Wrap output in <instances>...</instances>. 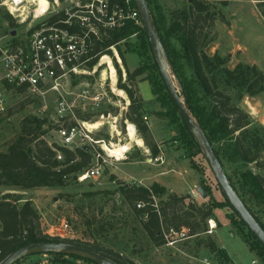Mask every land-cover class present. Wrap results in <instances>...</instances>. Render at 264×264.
<instances>
[{
    "label": "rangeland",
    "instance_id": "obj_1",
    "mask_svg": "<svg viewBox=\"0 0 264 264\" xmlns=\"http://www.w3.org/2000/svg\"><path fill=\"white\" fill-rule=\"evenodd\" d=\"M27 1L26 4H34L33 0ZM185 1L159 0V4L163 7L166 16L171 18L173 12L184 8ZM206 1L213 5L216 19L212 26L208 25L206 28L202 49L210 56H213L216 51L221 56L230 59L227 64L219 65V69L225 66L234 68L239 62H247L258 64L264 70V17L257 7V1L232 0L226 6L218 0ZM31 8L33 9L34 6ZM132 8L139 10L138 4H132ZM31 19L32 15H30L28 22ZM141 28L143 29V27ZM144 40L146 41L148 38L143 29L142 32L134 34L118 46L111 47L114 56L112 57L115 58L114 60L119 64L122 71V82H127V72L119 53H124L127 66L130 71H133L139 65V57L136 53ZM147 54L149 62L157 64L159 70L153 66L148 69L146 74L154 72L162 90L158 97L153 94L152 86L148 81H139L138 86L142 97L152 95L153 99L144 104L143 110L145 115L149 117L153 135L159 137V142H154L149 133L142 135L138 132L139 139L136 143L132 142L127 158L121 161L108 159V162L102 167L103 173L99 178H88L80 182L73 176L68 178L62 186L32 188L25 191L26 194L19 195L24 199L33 200L32 202L40 215L43 230H48L54 226L52 230L56 231L62 226L61 223L67 222L70 227L68 238L113 249L123 256L139 259L141 264H200V259L205 256H211L214 264H221L212 255L210 249L205 246L211 241L216 246L223 248L235 264H264V256L262 259L251 251L244 242L242 233L254 240L253 235L241 222L233 205L221 190L211 160L191 131L198 144L194 148V152L200 149L202 154H194L191 158L186 157L187 150L181 143L184 123L180 114L175 111L170 99L162 78L157 55L153 49H148ZM115 65L114 61L116 71L114 80L108 67L104 65L98 67L91 75H71L67 79H63L62 93L70 100H75L73 104L75 105L76 117H87L92 123L103 122L101 130L93 132L95 139L103 138L107 142L111 139L112 142L119 143L117 135L111 137L108 133L113 125L112 118H107L106 115L104 119L100 117L102 113L111 112V115H117L118 118H121L122 114L124 120V114L128 110L129 103L126 101L128 96L118 86L119 73ZM169 73L173 78L171 70ZM174 83L178 91L181 92L176 80ZM221 86L223 85L221 84ZM84 88L89 89L90 97L97 92L105 93L106 97L100 105H96L89 97L82 98L79 96ZM119 91H122L123 94H120ZM56 100L57 94L52 93L48 94L46 98L30 96L29 94L17 96L14 100L12 113L0 119V151H5L12 139L20 133L22 119L30 114L47 117L53 126L56 124L63 125L61 115L56 109ZM261 100L264 107V96ZM21 104L23 105L21 106ZM72 120L70 118L64 125L72 122ZM123 120L120 119L118 122V130L125 137ZM57 129H52L45 136L48 143L60 142ZM106 131L107 133H105ZM262 143L264 149V134H262ZM154 144L161 146L162 162L155 161V156L150 152L149 146ZM91 152L93 153V149ZM101 152L104 153L102 150ZM92 161V165H94L95 160ZM222 162L224 172L232 180V187H234L235 192L245 200L246 205L252 209L255 219L264 226V207L258 203L252 194L247 192L242 179V174L248 171L264 175V150L261 153L260 164L262 168L260 169L255 164L230 163L225 159H222ZM193 165L201 169L197 171ZM132 183L146 187L157 183L158 186L164 187L165 190H161L163 192L156 199L157 203L160 198L166 199L171 194L187 195L194 192L196 193L195 197L190 194L192 204L205 206L210 197L217 204L212 217L216 221V229L212 234L204 232L199 238L196 235L192 236L190 230L189 235L191 237L179 241L175 247L155 245L143 228L146 215L137 214L134 208L127 204L117 192L120 185ZM196 185L202 186L207 191L208 197L206 199H203L197 192ZM0 190L3 191L4 187H1ZM189 202L188 199L186 204L188 205ZM172 226L174 227V225ZM201 240L204 241L203 244H199ZM44 254L49 255V252L31 253L17 259L12 264H33L42 260ZM49 257L52 256L49 255ZM65 259L71 264H98L78 254ZM222 264L233 263L230 260Z\"/></svg>",
    "mask_w": 264,
    "mask_h": 264
},
{
    "label": "trees",
    "instance_id": "obj_2",
    "mask_svg": "<svg viewBox=\"0 0 264 264\" xmlns=\"http://www.w3.org/2000/svg\"><path fill=\"white\" fill-rule=\"evenodd\" d=\"M123 1L118 0L120 4ZM218 1L226 6L232 0ZM256 1L264 17V0ZM133 3L136 4L134 1ZM147 3L154 26L164 43L169 64L184 90L189 111L197 119L222 166V159H225L230 163L255 164L259 169L262 168L260 159L264 150L262 148L264 127L254 123L250 115L238 105V101L245 95L256 96L264 91L263 71L255 65L243 62H239L234 68L225 66L219 69V65L227 64L230 59L218 54L210 56L202 49L206 28L208 25L212 26L216 19L213 5L206 0H186L184 8L173 12L171 18L164 13L159 0H147ZM5 18L9 20L11 26H15L10 14H5ZM141 27H143L141 20L140 23L129 20L124 26L102 34L99 39L94 38L93 54L97 55L89 62V67L95 66L102 55L113 56L111 47H116L134 34L142 32L144 27L143 29ZM145 36L148 40H144L137 49L139 65L133 71L128 68L124 53H119L127 72V82H122V71L114 60L119 73L118 86L126 92L129 99L128 110L124 117L134 123L142 135L149 133V126L143 110L145 101L138 82L148 81L152 86L153 94L158 97L162 90L156 74L154 72L146 74L149 68L154 66L159 70V67L149 62L147 53L152 46L146 32ZM165 86L167 88L166 83ZM169 96L175 111L178 112L170 93ZM11 113L12 110L9 115ZM83 119L89 118L83 117ZM58 127V124L53 126L47 117L34 114L22 119L20 133L8 144L6 152L0 151V186H16L21 189L59 187L64 185L68 178L73 176L77 178L78 174L91 166L93 153L89 147L80 146L70 149L56 142L49 144L46 141L45 136L48 132ZM181 143L187 150L186 157L202 154L200 149L194 152L198 144L185 123ZM149 149L153 156H157L160 152L157 144L149 146ZM58 152H61L62 160L57 159ZM193 166L197 171L201 169ZM227 177L233 186L232 180L228 175ZM242 179L247 192L264 207V175L248 171L242 174ZM161 190L165 188L158 186L157 183L150 187L132 183L117 188V192L137 214L146 215L143 228L155 245H165V240L160 234L162 226L174 225L179 229L184 226L189 227L192 236L201 237L207 231V221L214 216L213 211L217 208V204L209 197L205 206H196L192 204L189 194L176 193L166 199L160 198L157 203L156 199L163 192ZM23 199L19 194L0 193V263L22 246L36 242H52L81 245L118 264H138L133 259L98 244L49 236L42 228L40 215L33 202L22 201ZM188 199L190 202L187 205ZM241 199L246 205L245 200L242 197ZM138 204L142 206L138 207ZM183 205L187 206L182 207ZM247 208L253 215L252 209L248 206ZM241 222L245 225L242 220ZM250 232L252 233L251 230ZM252 235L254 240L243 233L241 236L248 248L263 259L264 246L253 233ZM203 243V240L199 241V244ZM205 246L210 249L219 263L230 261L226 251L216 246L214 242L211 241ZM49 255L52 256L51 260L55 264H71L65 258L74 257L75 254L49 252Z\"/></svg>",
    "mask_w": 264,
    "mask_h": 264
},
{
    "label": "built area",
    "instance_id": "obj_3",
    "mask_svg": "<svg viewBox=\"0 0 264 264\" xmlns=\"http://www.w3.org/2000/svg\"><path fill=\"white\" fill-rule=\"evenodd\" d=\"M21 1L0 0V119L9 116L17 96L29 94L46 98L50 93L57 94L56 109L63 125L57 129L60 142L56 143L70 149L80 146L93 149L92 160H95V164L78 174L77 179L80 182L88 178L97 179L102 175V167L108 159L121 161L127 158L133 142L129 135V124L134 126L136 136H139L137 126L127 119L123 120L122 114L118 118L111 112L102 113L101 118H112L113 125L109 133L111 137L117 135L119 143L95 139L93 132L100 131L103 122L92 123L90 119L76 117L75 100H70L62 93V80L71 75H91L100 66L108 67V64L98 65L104 55L92 68L88 65L97 55L93 54L94 38L99 39L102 34L124 26L129 20L140 23V10L132 8L133 1L137 4V0H124L122 4L118 0H47L46 6H40L38 1H33L34 4H26L27 0ZM7 13L14 19L15 26H11L5 18ZM30 15L32 19L28 22ZM109 57L114 66V58ZM88 92L89 89L84 88L79 96L89 97L96 105H100L106 97L103 92L90 97ZM70 118L74 124L69 122L64 125ZM120 119L124 121L127 139L118 130ZM97 141L110 146L113 143L128 145L129 148L120 156L113 155L104 147L95 146ZM57 159H63L61 152H58ZM154 160L163 161L161 156ZM141 206L138 204V207ZM61 225L56 231L51 226L44 232L51 237L68 238L69 224L64 222ZM216 227V221L208 219L206 232L212 234ZM189 232L190 228L185 226L180 229L162 226L160 234L166 246L175 247L179 241L191 237ZM36 264L55 263L48 254H44ZM200 264H214V261L211 256H205L200 259Z\"/></svg>",
    "mask_w": 264,
    "mask_h": 264
},
{
    "label": "water",
    "instance_id": "obj_4",
    "mask_svg": "<svg viewBox=\"0 0 264 264\" xmlns=\"http://www.w3.org/2000/svg\"><path fill=\"white\" fill-rule=\"evenodd\" d=\"M137 4L139 6V10L141 13L142 25L144 27L146 34L149 36V41L151 43L152 49L158 58V63L162 72L163 79L167 85L168 91L173 101L175 102V105L178 108V112L182 120L184 121L188 129L194 134L200 146L204 148V150L206 151L216 171V175L218 177V183L221 187V190L235 208L240 219L245 223V225L252 231V233L264 246L263 226L255 219V217L249 211V209L244 204L242 199L233 189L227 175L224 172L222 163L218 158L215 150L213 149V146L208 141L197 119L189 111L188 104L185 100L184 90L182 89L181 84L176 74L174 73L172 67L168 63L166 49L161 36L159 35L156 27L154 26L153 18L151 16L147 0H137ZM164 60L167 61L181 92L178 91L171 76L166 70ZM197 132L200 136V139L196 135ZM85 147L88 148V146ZM197 192L201 195L203 199H206L208 197L207 191L202 186L197 187ZM35 252H62L65 254H78L87 257L97 262L98 264H118L112 259L107 258L102 254L97 253L87 247L77 244L52 243V242H36L22 246L21 248H18L17 250L9 254L0 264H12L17 259Z\"/></svg>",
    "mask_w": 264,
    "mask_h": 264
},
{
    "label": "crops",
    "instance_id": "obj_5",
    "mask_svg": "<svg viewBox=\"0 0 264 264\" xmlns=\"http://www.w3.org/2000/svg\"><path fill=\"white\" fill-rule=\"evenodd\" d=\"M215 54H218V53L215 51L213 53V55H215ZM218 55H220V54H218ZM243 63H247V62H243ZM247 64H250V63H247ZM250 65L257 66L258 64H250ZM257 67L260 70H262L263 73H264L263 68H261L259 65ZM262 96H264V91L261 94L256 95V96H248V95H245L243 98H241V100L238 101V105L245 112H247L250 115V117H251V119H252V121L254 123H258L259 125H261V126L264 127V107H263V101L261 100ZM143 98H144L145 103H148V101H150L151 99H153L152 98V95L151 96H146V97H143ZM123 99H127V98H123ZM126 101L129 103V100L128 99ZM260 108H262V109H260ZM145 118L148 121L147 123L149 125V134L152 136L153 141L156 142V143H158L159 142V137L158 136L155 137L153 135V132H152V129H151V125L149 124V117L147 115H145ZM105 133H107V131ZM108 133H109V131H108ZM109 140H111V139H109ZM158 148L160 150L161 149V146H158ZM6 151H7V148L5 149V152ZM160 153L161 152H159V154L157 156H160ZM157 156H155V157H157ZM255 173H257V172H255ZM1 187H4V190L3 191L0 190L1 191V194H4V193L26 194L27 192H25V191L31 190V189H21V188L16 187V186H0V188ZM197 187L198 186L196 185V188ZM190 194L193 195V197L196 196V193H194V192L193 193H190ZM180 195H182V194H180ZM26 200L33 201L32 199H23L22 201H26ZM228 257L230 258L229 255H228ZM133 260L136 263L141 264L140 261H139V259H133ZM230 260H231V263L235 264L234 261L231 258H230Z\"/></svg>",
    "mask_w": 264,
    "mask_h": 264
},
{
    "label": "bare ground",
    "instance_id": "obj_6",
    "mask_svg": "<svg viewBox=\"0 0 264 264\" xmlns=\"http://www.w3.org/2000/svg\"><path fill=\"white\" fill-rule=\"evenodd\" d=\"M23 1H25V0H23ZM23 1H21V3L23 2ZM33 1H38L39 2V5L40 6H46L47 4H48V2L46 1V0H33ZM103 64H108V69H109V71L111 72V76H112V78H113V80H114V78H115V68H114V66H113V63H112V60H111V58L109 57V55H104L101 59H100V61H99V64L98 65H103ZM164 64H165V68H166V70L168 71V73H169V70H171L170 69V67H169V65L167 64V62H165L164 61ZM172 72V71H171ZM173 74V73H172ZM169 75H170V73H169ZM171 76V75H170ZM172 78V77H171ZM173 78H174V76H173ZM173 78H172V80H173ZM175 80V79H174ZM174 80H173V82H174ZM175 84V83H174ZM176 86V85H175ZM120 92V94H123V92L122 91H119ZM97 125H99V124H96V126ZM129 135H130V138L134 141V142H137L138 141V139H139V136H136V133H135V128H134V126L130 123L129 124ZM196 135H197V137L200 139V136H199V134H198V132L196 133ZM95 146H100V147H104L108 152H110L111 154H113V155H118V156H120V155H122L123 154V152H125L129 147H128V145H125V146H123L122 144H115V143H113V145L112 146H110V145H106L104 142H102V141H97V142H95Z\"/></svg>",
    "mask_w": 264,
    "mask_h": 264
}]
</instances>
